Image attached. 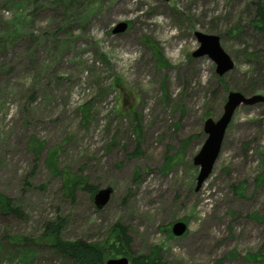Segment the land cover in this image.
Returning <instances> with one entry per match:
<instances>
[{"label":"rangeland","instance_id":"1","mask_svg":"<svg viewBox=\"0 0 264 264\" xmlns=\"http://www.w3.org/2000/svg\"><path fill=\"white\" fill-rule=\"evenodd\" d=\"M257 1L0 0V39L21 28L0 43V195L22 212H0V264H74L40 239L57 217L106 261L124 256L120 224L134 253L168 264H264V102L236 109L199 190L194 164L231 91L264 95ZM196 31L220 36L232 70L193 55ZM52 148L61 169L112 188L105 206L64 193Z\"/></svg>","mask_w":264,"mask_h":264},{"label":"trees","instance_id":"2","mask_svg":"<svg viewBox=\"0 0 264 264\" xmlns=\"http://www.w3.org/2000/svg\"><path fill=\"white\" fill-rule=\"evenodd\" d=\"M71 0H56L57 4L69 5ZM21 23V21L19 22ZM254 28L261 34H264V4L263 0L256 2V13L253 19ZM21 31L19 26L15 31H11L8 36L12 37ZM8 36L7 39H8ZM6 37L0 39L1 42L6 41ZM87 114V113H86ZM35 141L33 148L36 150ZM44 148V143L41 144ZM60 153L52 148L46 156L48 168L53 175H58L62 180V188L64 193L74 198L79 189L89 193L94 199L98 187L91 184L87 177L72 172L67 167L61 169L59 164ZM165 170V167H164ZM1 197V195H0ZM0 212L4 214L22 215L20 207L12 203L10 198L2 196L0 198ZM65 229L64 221L60 217L52 221H46L43 225L40 239L45 241L47 245L52 246L58 253L70 258L74 264H106V255L104 250L95 243L77 239L66 240L63 237ZM115 243L113 246L117 248V255H129L130 264H168L160 250L153 249L149 254L134 253L132 250V236L127 228L123 225H117L114 233Z\"/></svg>","mask_w":264,"mask_h":264},{"label":"water","instance_id":"3","mask_svg":"<svg viewBox=\"0 0 264 264\" xmlns=\"http://www.w3.org/2000/svg\"><path fill=\"white\" fill-rule=\"evenodd\" d=\"M127 28V22H120L113 31L121 32ZM196 37L200 43L199 48L193 53L195 57L209 56L216 63V72L222 76L234 68L232 57L225 51L221 45L220 36L196 31ZM264 102V95L253 94L247 96L240 91H231L228 95L227 102L224 106L223 114L214 119L209 117L205 120L204 130L207 138L199 151L194 157V164L200 167L196 190H199L202 184L210 176L214 165L221 152L227 129L233 119L236 109L240 105H254ZM113 190L111 187L100 188L95 196V203L99 208L105 206L111 198ZM187 224L179 220L174 223L172 232L175 236H181L186 233ZM127 256L111 258L106 264H129Z\"/></svg>","mask_w":264,"mask_h":264}]
</instances>
